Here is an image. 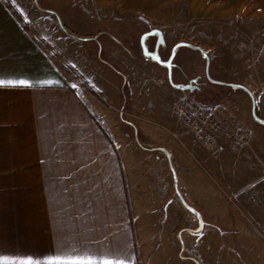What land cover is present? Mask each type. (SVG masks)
<instances>
[{
  "label": "crops",
  "instance_id": "0c3cea01",
  "mask_svg": "<svg viewBox=\"0 0 264 264\" xmlns=\"http://www.w3.org/2000/svg\"><path fill=\"white\" fill-rule=\"evenodd\" d=\"M170 1L184 0H0L3 264H215L220 245L211 227L217 204L195 162L203 161L213 178H223L228 192L239 196L242 178L257 175L258 167L264 170V136L251 140L255 155L231 151L225 142L199 154L177 130L173 106L170 112L153 109L156 123L151 125L138 117L144 121L134 127L140 129L139 138L135 131L131 138L122 137L120 122L110 118L59 57L68 41L99 42L104 33L84 31L91 16L143 14L153 24V11ZM215 1L210 9L194 2L191 13L264 19V0H224V10L223 0ZM152 30L162 34L158 27ZM20 80L28 85L7 83ZM230 102L224 98V107L239 116L240 107L230 109ZM240 202L250 214L262 215L257 202ZM159 206L164 215L188 220L171 224L172 233L154 251L150 237L139 238L137 224L146 226L144 218ZM199 222L203 226L197 233ZM224 240V253L239 248L237 264L246 250L252 257L259 254L252 238L243 237L241 245Z\"/></svg>",
  "mask_w": 264,
  "mask_h": 264
},
{
  "label": "rangeland",
  "instance_id": "374dc122",
  "mask_svg": "<svg viewBox=\"0 0 264 264\" xmlns=\"http://www.w3.org/2000/svg\"><path fill=\"white\" fill-rule=\"evenodd\" d=\"M194 2L205 9L217 5L215 0L170 1L162 9L153 11L156 14L153 24H149L143 14L109 18L91 16L92 21L86 24L87 30L84 31L104 33L100 34L99 42L68 41V46L59 55L71 76L93 94L111 119L113 117L120 122L122 137L131 138L135 131L139 138L140 129L134 130V127L144 121L138 117L150 121L148 125L156 123L151 117L153 109L170 112L179 96L188 95L201 102H215L222 106L224 98L228 99L231 101L230 109L240 107L239 116L233 114L250 132L253 128L259 129L261 134L252 133L251 140L263 138L264 19L247 22L236 17L224 20V17L193 15L190 6ZM151 27L161 30L164 45L157 48L155 42L158 37L153 35L155 37L146 38L145 46L149 52L158 55L164 63L162 65L143 54L141 38ZM72 30L81 32L75 28ZM173 52L172 66L168 70L165 64ZM189 85L192 86L190 90L176 88ZM174 115L179 119L177 130L184 133L182 139L193 145L199 154L208 151L193 136L185 133L180 115L177 112ZM258 120L262 121V127L257 124ZM152 127L156 131L163 130L162 126L159 129ZM250 144L249 150H230L255 155L252 141ZM250 161L258 165L253 157ZM195 165L203 173L204 184L212 189L213 200L217 204L215 225L211 227L220 245L214 253L215 264H237L239 248L229 247L224 253V239L241 245L243 237L256 241L259 254L252 257L246 250L242 264H264V176L256 180V176L264 174L263 168L258 167L260 171L254 173L257 175L242 178L239 184L242 190L237 196L228 192L223 178H213V173L203 161L195 162ZM191 199L198 201L193 196ZM240 200H248L249 204L257 202L262 215L250 214ZM154 213L144 218L146 226L139 223L137 229L139 238H151L155 251L163 243L161 238L172 233L171 224L182 226L188 219L181 214L164 215L160 206ZM202 226L199 222L197 233L201 232Z\"/></svg>",
  "mask_w": 264,
  "mask_h": 264
},
{
  "label": "built area",
  "instance_id": "2783aa9c",
  "mask_svg": "<svg viewBox=\"0 0 264 264\" xmlns=\"http://www.w3.org/2000/svg\"><path fill=\"white\" fill-rule=\"evenodd\" d=\"M175 107L182 119L185 133L193 136L205 149L217 148L221 142L238 152L251 148V132L224 106L181 95ZM173 137L179 136L173 134Z\"/></svg>",
  "mask_w": 264,
  "mask_h": 264
},
{
  "label": "water",
  "instance_id": "95a60500",
  "mask_svg": "<svg viewBox=\"0 0 264 264\" xmlns=\"http://www.w3.org/2000/svg\"><path fill=\"white\" fill-rule=\"evenodd\" d=\"M153 35H157V36H158V44H161V43L163 42V40H162V36H161V33L158 32L157 30H152V31H150V32L145 33V34L142 36V38H141V47H142V50H143V54H144V56H145L146 58H150V59H152V60H154V61H156V62H158L159 64L162 65V64H164V63H162V62L160 61V58L158 57V55L149 52V51H148V48L145 46V40H146V38H147V37H150V36H153ZM173 56H174V52H173V54H172V56H171L169 62L165 64L166 67L168 68V70L171 69V66H172V65H171V61H172ZM176 88H178V89H180V90H190V89H192V86H190V85H189V86H176Z\"/></svg>",
  "mask_w": 264,
  "mask_h": 264
},
{
  "label": "snow or ice",
  "instance_id": "6c2138e0",
  "mask_svg": "<svg viewBox=\"0 0 264 264\" xmlns=\"http://www.w3.org/2000/svg\"><path fill=\"white\" fill-rule=\"evenodd\" d=\"M8 84L10 85H20V86H27L28 82L24 81V80H20V81H7ZM5 84V81L0 80V86H3ZM0 264H3V262H0ZM18 264H25V262L21 261L18 262ZM104 264H111V262H104Z\"/></svg>",
  "mask_w": 264,
  "mask_h": 264
}]
</instances>
